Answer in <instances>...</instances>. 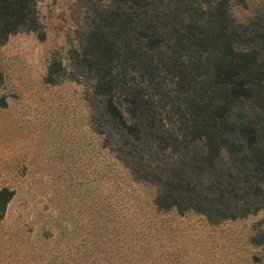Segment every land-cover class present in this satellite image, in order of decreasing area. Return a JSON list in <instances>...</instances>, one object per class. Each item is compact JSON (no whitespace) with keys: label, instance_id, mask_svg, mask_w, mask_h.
Instances as JSON below:
<instances>
[{"label":"trees","instance_id":"trees-1","mask_svg":"<svg viewBox=\"0 0 264 264\" xmlns=\"http://www.w3.org/2000/svg\"><path fill=\"white\" fill-rule=\"evenodd\" d=\"M84 12L73 65L91 82L94 130L131 184L158 188L152 209L219 223L263 208L264 24L236 25L229 0H95ZM40 26L37 0H0V44ZM12 195L0 189V212Z\"/></svg>","mask_w":264,"mask_h":264},{"label":"rangeland","instance_id":"rangeland-1","mask_svg":"<svg viewBox=\"0 0 264 264\" xmlns=\"http://www.w3.org/2000/svg\"><path fill=\"white\" fill-rule=\"evenodd\" d=\"M94 1L37 0L40 29L0 44V189L13 193L0 264H264V207L219 223L155 211L158 188L131 184L102 147L91 82L73 65ZM229 12L238 26L264 24V0H229Z\"/></svg>","mask_w":264,"mask_h":264}]
</instances>
